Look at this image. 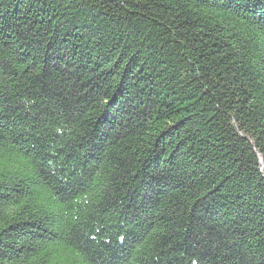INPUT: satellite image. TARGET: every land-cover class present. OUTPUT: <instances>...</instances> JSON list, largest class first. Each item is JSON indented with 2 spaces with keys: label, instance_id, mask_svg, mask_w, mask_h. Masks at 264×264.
<instances>
[{
  "label": "trees",
  "instance_id": "obj_1",
  "mask_svg": "<svg viewBox=\"0 0 264 264\" xmlns=\"http://www.w3.org/2000/svg\"><path fill=\"white\" fill-rule=\"evenodd\" d=\"M241 8L0 0V264H264V16Z\"/></svg>",
  "mask_w": 264,
  "mask_h": 264
},
{
  "label": "snow or ice",
  "instance_id": "obj_2",
  "mask_svg": "<svg viewBox=\"0 0 264 264\" xmlns=\"http://www.w3.org/2000/svg\"><path fill=\"white\" fill-rule=\"evenodd\" d=\"M229 3L241 8V10L251 9L254 14L259 13L260 15L264 16V0H229ZM123 237H121V241L123 242ZM201 257L192 258L191 264H198V260Z\"/></svg>",
  "mask_w": 264,
  "mask_h": 264
}]
</instances>
